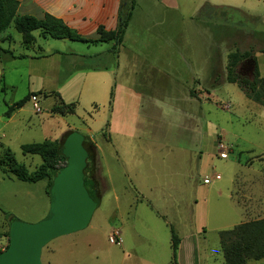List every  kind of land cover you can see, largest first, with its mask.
<instances>
[{
  "label": "rangeland",
  "instance_id": "374dc122",
  "mask_svg": "<svg viewBox=\"0 0 264 264\" xmlns=\"http://www.w3.org/2000/svg\"><path fill=\"white\" fill-rule=\"evenodd\" d=\"M122 1L125 7L128 0ZM223 1L237 7L244 15L233 13L230 24L234 22L235 29H228L227 34L218 36L225 39L220 40L217 63L212 71V78L217 77L218 81L216 100L207 107L202 104L201 110V104H193L188 112L185 103H176L170 112L146 106L138 110L137 96H134V111L121 112L114 106L112 110L110 107L96 108L91 100L101 103L103 95H94L92 99L93 89L86 86L81 95H77L83 76L71 75L75 69L67 58L13 60L0 53V73L3 75L0 77V168L10 159L5 155L10 151L14 159L32 173L42 160L39 156L23 155L22 145L60 142L70 131L87 136L88 148L94 156L92 176L97 184L96 195L100 204L90 225L83 230L84 235L111 227L118 229L122 238L134 244V218L139 223L147 220L148 214L153 215L146 206L137 208L139 214L135 215L134 201L141 195L153 201L158 210H168L169 218L183 232L190 229L188 223L193 218L185 213H190L187 206H194L197 202L195 207L204 209L207 252L219 259L217 232L259 218L262 212L258 204L264 200V108L245 98L236 85L225 82L227 55L235 50H252L260 77L264 78V0ZM223 1L218 0L220 4ZM133 2L141 7L140 13H151V20L161 15L154 8L155 0ZM150 19H145L147 27H150ZM136 26L142 25L138 21ZM188 27L187 35H170V38H173V43H181V47L186 43L184 56L191 63L186 65V70L200 74L205 58L210 56L208 50L213 39L208 28L200 29L193 21L188 22ZM161 28H155L153 33ZM189 29L194 31L189 33ZM7 32L13 38L9 46L12 53L30 55L23 50L20 34L13 27ZM162 33L157 32L154 40L138 33L134 35V44L146 56L152 45H158L160 40L163 42L165 36ZM229 38L233 39L227 43ZM41 43L43 47L59 45L52 39L40 41L38 45ZM1 47L8 48L7 44ZM62 52L68 53L65 49ZM165 57L169 63L168 76L158 75L157 72H162L160 68L157 72L150 68L135 69L134 91L140 95H157L164 100L169 98L172 102L180 101L190 88L198 91L200 86L189 80L184 86L174 84L176 73L184 66L175 55H167V52L153 56L161 62ZM79 69L82 73L85 68ZM239 71L250 79L251 62L242 64ZM111 85L113 89L114 78ZM112 91L107 100H111ZM58 97L63 103L75 106L73 114L61 116L54 111L60 106ZM24 98L27 102L20 111H15L11 120L6 118L8 107ZM189 119L195 123H190ZM46 185V180L36 183L18 181L0 169V221L4 213L26 223H36L44 218L49 209ZM172 204L180 206V210L176 212ZM164 205L170 209H162ZM178 213H181L179 217ZM181 219L184 221L180 222ZM6 224L0 229V236L6 238L5 245L8 239ZM170 229L173 230L172 227ZM47 245L41 252L42 264L47 262L46 251L53 244L49 242ZM57 258L62 260L60 256Z\"/></svg>",
  "mask_w": 264,
  "mask_h": 264
},
{
  "label": "crops",
  "instance_id": "0c3cea01",
  "mask_svg": "<svg viewBox=\"0 0 264 264\" xmlns=\"http://www.w3.org/2000/svg\"><path fill=\"white\" fill-rule=\"evenodd\" d=\"M16 1L19 4L17 16H31L41 19L44 14H48L61 20L68 28L76 31L83 37H94L99 27L104 28L106 31L116 30L119 25L120 16L123 17L127 13L131 4V0L127 1L125 7L122 6V0ZM154 5L156 6L154 8L159 10L161 15H156L151 20V13H145V15L140 13L142 10L141 7L134 4L122 43L115 51H112V41L80 43L67 39L55 40L44 35L42 31L36 30L31 33L34 40L29 45L24 44L22 36L20 35L23 50L29 52L30 55H14L9 48L13 43V38L7 32V29L4 33L0 34V53L7 54L13 60L24 58L29 61L37 58L49 60L52 57L63 60L67 58V61L73 62L71 66L75 69L71 75L75 76L80 74L83 76L80 91L77 95H81V90L85 86L90 87V89L92 87V99H94V95H103L101 103L96 100H91V104L96 108L98 106L103 108L110 107L112 110L114 106L118 107V110L121 112L124 110L134 111V96L139 98L136 103L138 110H143L144 106H146L148 109L170 112L175 108L176 103H185L189 112L193 104H201L200 110L202 104H205L204 107L213 104V101L216 100L215 93L218 88V81L217 77L212 78V71L215 69L217 63L219 44L225 39L223 38L221 40L218 36L227 34L228 29H235L234 22L232 25L230 24L235 13L241 16L244 14L237 7L224 3V1L223 4H220L218 0H155ZM146 18L150 19V27H147ZM138 21L142 25L140 26L141 28L136 26ZM192 21L200 29L208 28L210 31L208 34L213 39L208 50L210 56L205 58L200 74L186 70V65L189 66L191 64L184 56L187 47L186 43L184 42L183 47H181V43H173V38H170V35H187L189 28L188 22ZM157 27L162 28L159 31H155L156 33H153ZM134 30L136 31L135 33ZM160 31L165 36L163 42L160 40L158 41V45H152V50L149 49V53L146 56H144V53L139 52L140 48L134 44V35H138L139 33L154 40L157 32L160 33ZM193 31V29H189V33ZM233 38H229L227 43ZM48 39L59 42L58 47H54L52 44L45 45L44 47L42 43L38 45V42H45ZM6 44L8 48L3 49L1 45ZM64 49L69 54H63L62 51ZM162 52H167V55H175L181 62V66H184V69L180 68L179 72L176 73L174 84L184 86L187 80H189L193 84L197 83L200 86L198 91L190 88L187 95H183L180 101L177 100L174 102L169 98L164 100V98H157V95H140L138 91H134L135 69L138 71L150 68L157 72V69L160 68L162 72H157L158 75L168 76L169 63H166V57L163 62L153 58L154 54H162ZM56 67H59V65ZM79 68L85 69L80 73L81 70ZM188 68L190 69V67ZM2 76V73H0L1 78ZM113 78L115 86L111 89ZM75 83L77 84V82ZM111 90H113L111 93L112 98L111 100L109 98L107 100ZM190 93H193V95ZM42 94L46 95V93ZM51 94L53 93L51 92ZM160 96L163 97L164 95ZM17 111H20V109ZM13 117L14 114L8 119L11 120ZM189 120L191 121L190 123H195L194 120ZM132 123L134 125V121ZM195 204L194 206H187L190 209V213L187 211L185 213L188 216L191 214L193 218L192 222L189 221L188 223L191 225L190 229H185L182 232L178 230L177 224L169 218L168 210H158L153 201L145 199L142 195L141 197L137 196L134 201L135 215L139 214L137 213V208H145L146 206L153 214V217L148 214L147 220L140 221L139 223H137L136 217L134 218V244L129 239L122 238V234L118 229H111V227H109V230L106 227L99 228L97 233L90 235H84V231L82 230L52 240L51 243L53 245L51 249L49 247L48 251H46L47 262L44 261V264H171V233L169 227L173 228L174 232H176L175 235L179 239L177 249L178 264H223L220 245H217L220 251V255H218L219 259L215 255L213 256V254L207 252L205 245V235L207 232L203 218L204 209L197 205L195 207ZM166 208L170 209L169 206L166 207L164 205L162 207V209ZM172 208L176 212L180 210V206L177 205L173 206L172 204ZM196 208L198 210L193 215ZM258 208L262 214L259 218L253 219L252 221L264 219V200L261 203L259 202ZM142 210L144 209L142 208ZM180 214H177L178 217ZM183 221L184 219L180 220V222ZM5 223H7V219L4 216L0 221V229H3ZM230 227H233V225ZM229 228H225L224 230ZM112 233H117L119 245L111 244L107 240ZM5 239L4 235L0 236V251H4L7 246V244L5 245ZM217 244H219V239ZM218 247H216V251ZM57 256H60L62 260H59ZM246 264H264V259L260 261H249Z\"/></svg>",
  "mask_w": 264,
  "mask_h": 264
},
{
  "label": "trees",
  "instance_id": "16d2710c",
  "mask_svg": "<svg viewBox=\"0 0 264 264\" xmlns=\"http://www.w3.org/2000/svg\"><path fill=\"white\" fill-rule=\"evenodd\" d=\"M18 5L19 4L16 0H0V34L13 26L15 31L22 36L23 42L26 45L31 44L34 40L31 33L40 30L44 35L55 40L67 39L69 41L80 43L112 41V51H115L122 43L125 29L131 18L134 2L131 0L130 8L127 13L123 17L120 16L119 25L116 30L106 31L104 28L99 27L94 37H83L76 31L68 28L61 20L48 14H44L41 19L31 16H17ZM249 61L252 64V74L250 79L244 77L239 71V67ZM225 82L236 85L245 98L264 108V78L260 77L256 58L252 50H235L227 55ZM38 95L40 96L41 93ZM33 96L36 97L37 95H32L31 97ZM58 98L60 106H57L56 109L54 108V111L61 116L73 114L75 106L73 104H65L60 97ZM26 102L27 100L24 98L23 100L9 106L5 113V117L10 118L11 115L15 111L21 109ZM70 133H72V131L67 132L63 140L60 142L43 141L41 143L22 145L20 147L23 155H35L41 158L42 163L36 171L28 173L25 167L14 159V156L10 151H7L5 154L9 156L10 159H8L3 168L0 169H2L4 174L11 175L18 181L24 183H36L41 180H46V194L48 195L55 170L65 164V159L59 153V148ZM87 140L88 137L84 136L83 146L88 154L86 167L84 169V186L88 191L89 196L97 204L98 208L100 204L98 195H96L98 188L96 181L92 176L94 156L88 148ZM4 216L7 219L9 229L10 223L15 218L6 213H4ZM170 233V263L178 264L177 249L179 239L172 229H170ZM218 239L223 257V264H246L249 261H260L264 259V219L244 222L231 229L221 230L218 232ZM6 248L7 246L5 249ZM1 252L2 251H0V253Z\"/></svg>",
  "mask_w": 264,
  "mask_h": 264
},
{
  "label": "water",
  "instance_id": "95a60500",
  "mask_svg": "<svg viewBox=\"0 0 264 264\" xmlns=\"http://www.w3.org/2000/svg\"><path fill=\"white\" fill-rule=\"evenodd\" d=\"M84 136L70 133L59 148L65 164L58 167L48 191L49 209L36 223L14 219L9 243L0 253V264H42L41 251L52 240L84 230L97 208L84 186L88 157Z\"/></svg>",
  "mask_w": 264,
  "mask_h": 264
},
{
  "label": "built area",
  "instance_id": "2783aa9c",
  "mask_svg": "<svg viewBox=\"0 0 264 264\" xmlns=\"http://www.w3.org/2000/svg\"><path fill=\"white\" fill-rule=\"evenodd\" d=\"M207 182L208 181H204V183H207ZM117 236H118L117 233H112V235H110V237L108 238L109 243L114 244V245H119V240Z\"/></svg>",
  "mask_w": 264,
  "mask_h": 264
}]
</instances>
